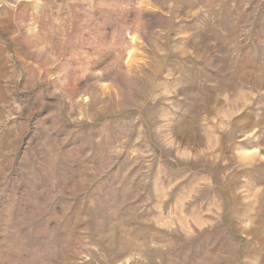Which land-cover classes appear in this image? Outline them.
I'll return each instance as SVG.
<instances>
[{
  "label": "rangeland",
  "instance_id": "obj_1",
  "mask_svg": "<svg viewBox=\"0 0 264 264\" xmlns=\"http://www.w3.org/2000/svg\"><path fill=\"white\" fill-rule=\"evenodd\" d=\"M0 264H264V0H0Z\"/></svg>",
  "mask_w": 264,
  "mask_h": 264
}]
</instances>
